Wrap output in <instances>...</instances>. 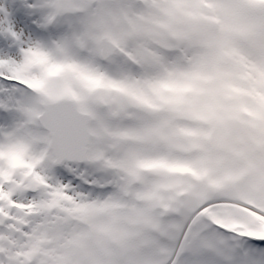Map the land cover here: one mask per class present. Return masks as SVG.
Returning a JSON list of instances; mask_svg holds the SVG:
<instances>
[{"label": "snow or ice", "instance_id": "6c2138e0", "mask_svg": "<svg viewBox=\"0 0 264 264\" xmlns=\"http://www.w3.org/2000/svg\"><path fill=\"white\" fill-rule=\"evenodd\" d=\"M0 264H264V0H0Z\"/></svg>", "mask_w": 264, "mask_h": 264}]
</instances>
